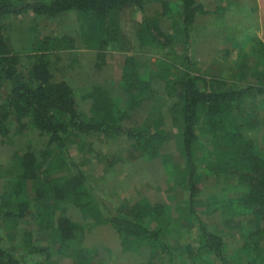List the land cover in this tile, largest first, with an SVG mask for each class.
<instances>
[{"label": "trees", "instance_id": "16d2710c", "mask_svg": "<svg viewBox=\"0 0 264 264\" xmlns=\"http://www.w3.org/2000/svg\"><path fill=\"white\" fill-rule=\"evenodd\" d=\"M176 2L174 8L170 0H0V139L8 140L30 126L39 140L44 141L42 147L26 144L13 154L18 167L9 168L13 183L10 197L0 201V231L16 230L28 217H35L37 230L50 233L53 242L33 245L32 224L26 222L23 238L28 250L23 253L0 242V264H28L31 255L43 258L35 264H46L54 250L59 252L71 245L83 226L68 214V198L72 206L90 216L91 225L114 229L122 251H135L143 246L169 251L163 238L170 223L164 204H153L143 198L137 205H125L117 212L108 210L70 154L74 143L81 147L85 138L98 135L104 141L129 142L143 158L158 156L162 163H168L170 155L157 144L167 140L162 129L165 112L150 122H127L132 111L158 99L157 88L161 84L163 101L171 99L166 116L177 128L176 138L188 171L187 210L199 227L200 248L218 264H264L259 254L246 260L227 255L223 236L202 222L196 210L202 204L197 179L220 174L236 177L243 189L244 202L252 211L255 243L264 240V147L256 148L251 134L264 128V111L258 113L264 103L256 106L255 101L258 97L264 99V73L256 75L263 78L261 81L222 88L224 80L201 74L187 55L169 49L172 42L168 32L144 19L136 30L137 49L125 55L120 64L119 80L127 94L126 108L106 87L94 85L92 114L86 116L70 83L65 79L54 80L50 60L51 55L74 49L76 37L44 35L34 39L27 49L15 50L12 26L7 21L10 15L23 12L47 20L70 12L85 22L94 18L97 26L83 41L103 57L108 40L115 38L108 35L110 18L128 7L145 12L154 5L161 17L175 15L187 37L196 17L206 14L207 9L199 0ZM125 48L119 51L129 50ZM152 48L166 51L151 62ZM262 53L264 56V44ZM24 58L33 60L26 65ZM75 252L74 264L90 263L91 256L81 249Z\"/></svg>", "mask_w": 264, "mask_h": 264}, {"label": "rangeland", "instance_id": "374dc122", "mask_svg": "<svg viewBox=\"0 0 264 264\" xmlns=\"http://www.w3.org/2000/svg\"><path fill=\"white\" fill-rule=\"evenodd\" d=\"M199 1L207 9V13L196 17L187 37L182 31L180 19L171 14L161 17L159 8L156 9L154 5L145 12L128 7L113 14L108 35H115V38L108 40V49L103 57L88 48L83 41V37L93 32L97 26L94 18L85 22L70 12L47 20L43 16L35 17L31 12H23L10 15L7 21L12 26L11 37L15 50L27 49L34 39L44 35L70 34L76 37L74 49L50 56L53 78L65 79L70 83L80 110L90 116V107L93 105L91 88L94 85L106 87L112 96L120 99L121 106L126 108L127 94L122 90L119 80L120 64L125 55L137 49L136 30L144 19L168 32L172 42L169 49L180 55H187L201 74L224 80L222 88H229L234 83L237 87H243L247 83L263 79L256 75L258 72L264 73V0ZM170 2L176 8V0ZM127 47L129 50L119 51ZM163 51L166 50L150 49L151 62ZM31 60L33 59L24 58V63L28 65ZM161 85L156 87L159 92L158 99L144 103L132 111L127 122H150L165 112L162 129L167 134V140L158 141L157 144L163 147L162 152L170 155L168 163H162L158 156L152 159L143 158L129 142L119 139L104 141L98 135L85 138L81 147L74 143L70 154L84 170L96 196L108 210L117 212L125 205H137L143 198L153 204H164L169 212L170 223L163 238L169 244V251L159 247L152 249L150 246H143L135 251H122L120 238L114 229L91 225L90 216L82 214L72 206L68 198L66 210L83 229L77 232L72 244L67 245L65 250H54L46 264H74L77 249L92 257L89 264H218L211 254L200 248L199 227L187 210L188 171L180 142L176 138L177 128L166 116L167 105L171 99L163 101L165 93ZM249 100L254 101L252 98ZM255 101L256 106L264 103L262 97ZM263 111L264 108L260 106L259 115ZM251 134L257 142L256 148L264 147V128L254 130ZM31 143L37 147L44 145V141L39 140L30 126L8 140L0 139L1 202L10 197L13 176L9 174V168L12 167L13 170L17 166L13 159L14 152ZM197 182L200 185L198 197L202 203L196 207L198 215L209 228L223 236L227 255L246 260L259 254L264 259V240L261 238L258 244L255 243L252 211L244 202L243 189L237 178L220 174L204 177L203 180L197 179ZM153 219L155 222V217ZM26 222L32 224L33 245L53 243L50 233L37 230L35 217H28L22 224ZM158 223L156 220L155 224ZM23 225L16 230H1V244L15 247L23 253L27 251ZM31 256L28 264H35L43 259L41 256Z\"/></svg>", "mask_w": 264, "mask_h": 264}]
</instances>
